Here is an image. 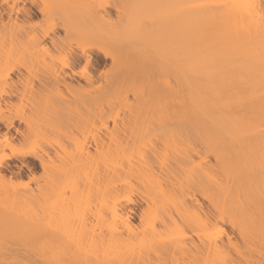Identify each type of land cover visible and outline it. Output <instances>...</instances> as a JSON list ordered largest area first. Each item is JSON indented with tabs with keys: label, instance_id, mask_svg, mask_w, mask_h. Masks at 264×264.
Segmentation results:
<instances>
[{
	"label": "bare ground",
	"instance_id": "6f19581e",
	"mask_svg": "<svg viewBox=\"0 0 264 264\" xmlns=\"http://www.w3.org/2000/svg\"><path fill=\"white\" fill-rule=\"evenodd\" d=\"M0 264H264V0H0Z\"/></svg>",
	"mask_w": 264,
	"mask_h": 264
},
{
	"label": "rangeland",
	"instance_id": "374dc122",
	"mask_svg": "<svg viewBox=\"0 0 264 264\" xmlns=\"http://www.w3.org/2000/svg\"><path fill=\"white\" fill-rule=\"evenodd\" d=\"M108 62V59H105V62ZM104 62V59L101 57L99 59H97V65L101 66V64ZM17 123V122H16ZM29 161L31 162H35L32 158H28ZM11 165H14L16 162V160H12L9 162ZM27 173H28V170L26 168H23L21 171H20V175L21 177H19L18 179H15L16 181L19 182V185H24L27 181Z\"/></svg>",
	"mask_w": 264,
	"mask_h": 264
}]
</instances>
